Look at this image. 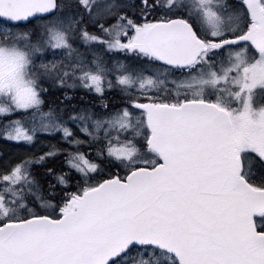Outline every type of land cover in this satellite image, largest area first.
<instances>
[{
    "label": "snow or ice",
    "instance_id": "obj_1",
    "mask_svg": "<svg viewBox=\"0 0 264 264\" xmlns=\"http://www.w3.org/2000/svg\"><path fill=\"white\" fill-rule=\"evenodd\" d=\"M0 264H264V0H0Z\"/></svg>",
    "mask_w": 264,
    "mask_h": 264
}]
</instances>
